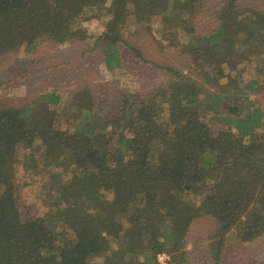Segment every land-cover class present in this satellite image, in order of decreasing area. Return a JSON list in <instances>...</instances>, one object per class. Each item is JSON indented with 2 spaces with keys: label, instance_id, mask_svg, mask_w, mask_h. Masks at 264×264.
Wrapping results in <instances>:
<instances>
[{
  "label": "trees",
  "instance_id": "1",
  "mask_svg": "<svg viewBox=\"0 0 264 264\" xmlns=\"http://www.w3.org/2000/svg\"><path fill=\"white\" fill-rule=\"evenodd\" d=\"M209 5L0 0V67L22 46L33 55L73 40L76 24L103 7L106 26L83 55L112 75L130 74V50L171 75L146 93L112 91L99 106L86 84L67 102L52 88L0 105V264H161V255L186 264L190 228L203 217L216 223L204 264H221L232 238L264 236V109L253 99L264 89V9L224 0L212 28L200 30ZM134 36L187 56L189 70L148 61ZM207 115L228 131L212 139ZM19 147L37 162L31 176L45 182L46 214L28 224L13 198L25 164Z\"/></svg>",
  "mask_w": 264,
  "mask_h": 264
},
{
  "label": "rangeland",
  "instance_id": "2",
  "mask_svg": "<svg viewBox=\"0 0 264 264\" xmlns=\"http://www.w3.org/2000/svg\"><path fill=\"white\" fill-rule=\"evenodd\" d=\"M207 1L210 3L211 14L201 19L199 29L209 31L212 28L210 26L214 21L215 13L224 0ZM241 4L244 7L258 6L264 9V0H240ZM100 9L103 10V7ZM101 10L84 24H76L73 40L59 45H44L38 54L33 55L26 52V47L22 46L5 58L0 67V74L2 73L3 77L0 105L29 102L52 88H58L67 102L74 91L86 84L93 89L99 106L113 99L112 91L115 93L119 90L123 92L136 90L146 93L154 86L168 82L171 79L169 72L155 71L146 64L138 63L130 50L123 52L127 67L134 69L130 74L123 72L112 75L96 56L83 55V51L89 50L94 39L106 26V19L102 16ZM130 35L127 38H130ZM133 39L142 45L144 57L148 61L174 67L183 72L189 70V59L182 53L166 46L161 47L153 40L135 36L132 37ZM208 90L214 91L210 88ZM253 99L257 106L264 109V89L260 94L253 96ZM209 117L211 115H207L205 119L209 124L212 139L228 131L229 126ZM64 121L63 116L55 117V126H64ZM17 152L19 162L25 164L17 168V178L14 181L16 189L13 195L14 206L20 219L28 224L32 217L46 214L44 200L41 198V188L45 182L41 183L35 176H31L36 172L37 162L32 164L29 154L22 148H17ZM27 166L31 168V171L26 170ZM215 227L216 223L210 217L200 218L192 224L187 246L189 260L186 264L205 263L209 253L210 237ZM159 260L161 264H170V258L167 255H161ZM221 264H264V236L252 243H240L232 238L226 245Z\"/></svg>",
  "mask_w": 264,
  "mask_h": 264
}]
</instances>
